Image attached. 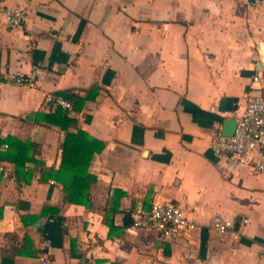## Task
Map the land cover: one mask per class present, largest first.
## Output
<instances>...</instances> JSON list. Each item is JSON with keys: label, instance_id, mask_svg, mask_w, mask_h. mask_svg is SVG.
Listing matches in <instances>:
<instances>
[{"label": "crops", "instance_id": "1", "mask_svg": "<svg viewBox=\"0 0 264 264\" xmlns=\"http://www.w3.org/2000/svg\"><path fill=\"white\" fill-rule=\"evenodd\" d=\"M11 7L21 26H8ZM33 67L35 89L2 88L0 140H30L40 164L19 179L0 160L15 172L0 169V264H36L44 243L51 264H264L258 149L243 162L211 149L216 124L233 133L246 93L264 98L252 80L264 74V0H0V75ZM47 92L82 98L68 130L104 142L88 206L43 174L59 168L65 137L46 117ZM157 196L194 208L183 242L131 227ZM215 215L249 221L233 240L211 228Z\"/></svg>", "mask_w": 264, "mask_h": 264}, {"label": "built area", "instance_id": "2", "mask_svg": "<svg viewBox=\"0 0 264 264\" xmlns=\"http://www.w3.org/2000/svg\"><path fill=\"white\" fill-rule=\"evenodd\" d=\"M5 16L10 27L21 26L25 20L24 12L19 7L7 8ZM37 76V67H33L29 73L15 71L0 75V100L5 83L27 89H35L37 87ZM252 80L264 86V74L254 75ZM42 104L47 110L52 112L61 110L69 113L74 109V103L71 100L62 94L54 92H47L43 97ZM6 146L5 144L4 147L6 148ZM252 148H257L259 153L255 172L264 174V98L248 92L245 95L243 111L236 120L233 133L225 135L222 125L220 123L216 124L211 137V149L217 156L236 162H243L248 151ZM0 169L8 170V173L12 176L15 175L14 170L9 167L6 168L1 165ZM248 221L249 219L245 217L234 224V222L224 220L221 216L215 215L212 218L211 228L220 234H227L231 239L237 240L243 234L244 226ZM197 226L194 208H185L158 196L151 202L149 209L138 208L131 220V227L151 228L161 238L174 243L183 242ZM36 264H51L48 244L44 243L40 246Z\"/></svg>", "mask_w": 264, "mask_h": 264}, {"label": "trees", "instance_id": "3", "mask_svg": "<svg viewBox=\"0 0 264 264\" xmlns=\"http://www.w3.org/2000/svg\"><path fill=\"white\" fill-rule=\"evenodd\" d=\"M96 86L92 89L96 91ZM64 97L74 103L83 102L82 98L75 94H63ZM38 116H42L38 114ZM49 122L60 125L65 131V137L61 145V162L59 168L43 170V174L56 179L62 186L65 199L69 202L84 206L89 205L90 185L95 178L87 174L92 155L104 148V142L89 136L84 130L76 128V131H69L68 126L76 127L77 120L69 116L68 112L57 110L46 116ZM6 144V148L0 151V160H9L15 165L16 176L19 179H26L29 172L25 170L28 161L40 164L35 160V144L30 140L22 141L15 137H6L0 143ZM1 174V173H0ZM1 212V208H0ZM1 214V213H0Z\"/></svg>", "mask_w": 264, "mask_h": 264}]
</instances>
